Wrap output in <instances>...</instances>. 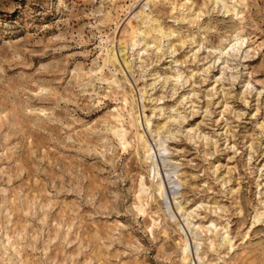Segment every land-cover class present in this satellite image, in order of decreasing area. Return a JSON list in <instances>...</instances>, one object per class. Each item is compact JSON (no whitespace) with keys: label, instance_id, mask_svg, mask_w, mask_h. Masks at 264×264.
Here are the masks:
<instances>
[{"label":"rangeland","instance_id":"374dc122","mask_svg":"<svg viewBox=\"0 0 264 264\" xmlns=\"http://www.w3.org/2000/svg\"><path fill=\"white\" fill-rule=\"evenodd\" d=\"M0 264H264V0H0Z\"/></svg>","mask_w":264,"mask_h":264}]
</instances>
